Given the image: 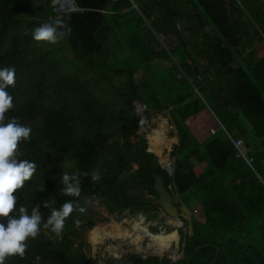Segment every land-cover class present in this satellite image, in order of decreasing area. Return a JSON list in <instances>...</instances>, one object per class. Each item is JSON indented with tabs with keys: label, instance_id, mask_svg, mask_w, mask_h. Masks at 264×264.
<instances>
[{
	"label": "trees",
	"instance_id": "16d2710c",
	"mask_svg": "<svg viewBox=\"0 0 264 264\" xmlns=\"http://www.w3.org/2000/svg\"><path fill=\"white\" fill-rule=\"evenodd\" d=\"M23 1L0 0V69L15 68V86L6 89L15 107L6 115L31 127L19 158L37 166L14 193L16 207L30 214L39 205L43 219L25 258L5 264H92L81 240L92 217L73 212L58 238L43 227L51 210L98 199L111 215L151 221L161 210L152 174L181 197L192 232L178 230L182 259L132 254L130 264H186L197 247L188 264H211L217 249L213 264H264V0H73L80 11L65 21L75 48L64 37L35 41L33 30L56 13L48 1L47 10L31 11ZM166 37L177 40L173 48ZM136 102L146 115L169 109L178 138L172 175L138 135ZM196 156L202 163L193 167ZM96 170L98 182L80 177L79 198L60 191L64 172Z\"/></svg>",
	"mask_w": 264,
	"mask_h": 264
},
{
	"label": "clouds",
	"instance_id": "9594fccd",
	"mask_svg": "<svg viewBox=\"0 0 264 264\" xmlns=\"http://www.w3.org/2000/svg\"><path fill=\"white\" fill-rule=\"evenodd\" d=\"M65 25L56 20L40 24L33 30L32 38L37 42L56 44L65 35ZM15 68L5 67L0 69V217L7 218V226L0 223V264H5L7 258L19 257L24 259L28 248V241L34 240L40 233L42 214L39 205L33 206L31 213L24 205L17 209L18 197L14 193L25 186L36 172V163L26 159H20L19 145L31 139L32 129L23 125L16 117H8L6 114L13 109V97L6 90L15 86ZM91 176L93 183L101 179L99 170L89 174L88 172H64L61 176L63 195L79 198L81 196V176ZM43 190V186L41 191ZM43 207L49 208L45 201ZM78 199L65 201L59 210L53 208L44 228H50L58 238L61 237L67 218L73 212L86 213ZM14 213V216H10ZM79 221L76 224L79 225ZM41 257L37 256L39 262Z\"/></svg>",
	"mask_w": 264,
	"mask_h": 264
},
{
	"label": "rangeland",
	"instance_id": "374dc122",
	"mask_svg": "<svg viewBox=\"0 0 264 264\" xmlns=\"http://www.w3.org/2000/svg\"><path fill=\"white\" fill-rule=\"evenodd\" d=\"M47 1L51 5L52 0H24L23 4L25 7V10H28V11H31V8H37V7H42V6H44L45 10H47ZM56 3H57V0H56ZM50 18L51 17H49V19ZM57 18H58V14H56L53 17V20H57ZM164 40L168 43L169 49L173 48L177 43V40L174 37H166ZM156 64L162 67L168 66L167 63L157 62ZM136 79L137 81H140L142 80V76L140 74H137ZM142 112L144 114L146 112V109L144 107L142 108ZM147 112H148V115L145 114L147 124L145 126V132H144L146 140H147V135L151 134V131H153L154 129H157L159 124L162 122V120H164L167 122V125H168V136L170 138L172 137L175 138L176 141L178 142L177 134L174 130V125L169 115V109H164L162 112H159V113L154 112V111H147ZM177 142L173 143L169 150L164 151V155H166L169 161V165L171 166H173L174 164V158L171 157L170 153L173 150V147L177 145ZM147 147H148V141H147ZM148 151L152 153L149 149ZM157 160L159 161L158 157H157ZM201 163H202V158L200 156H196L190 159V165L193 167H196ZM132 168L136 169L137 166L135 165ZM173 203L180 205V206L183 204L181 197L178 195L174 196ZM82 204L87 209L86 214L90 215L92 217L93 222H95L94 227H100V226L105 227L109 223H111V221H114L115 223H119L123 225L125 228H127L128 230L132 231L133 224L142 220L143 225H145L149 231H151L153 228H157L158 232L160 231L170 232L171 230H175L176 238H177L176 250H178V253L181 250L180 244L182 242V239L178 234V230L182 229V232L184 234L188 233V227H187L186 222L182 220L184 225L178 228H174L172 225L169 224L170 218H168L162 210L158 212V216L156 218H154L151 221H148L146 216L143 214L131 216L127 211H124L120 215H117V214L111 215L109 214L107 207L103 205L98 199H91V200L82 199ZM191 216H192V213H191ZM91 230L83 231L81 234V240L83 241V250L87 253L90 259V262L92 264H130L127 260L128 255L133 254V255H140L142 257L153 255L149 251L150 249H148L146 252H143L142 250L138 251L135 249V247L129 244L128 240L121 239V238L115 239V240H106L104 244L97 245L96 248H93L92 244L90 243V237H89ZM78 242L79 241H77V243ZM147 243H151L149 238L145 239L143 246H145ZM114 248L116 250H114ZM163 257L169 258L171 257V255L165 254L163 255Z\"/></svg>",
	"mask_w": 264,
	"mask_h": 264
},
{
	"label": "bare ground",
	"instance_id": "6f19581e",
	"mask_svg": "<svg viewBox=\"0 0 264 264\" xmlns=\"http://www.w3.org/2000/svg\"><path fill=\"white\" fill-rule=\"evenodd\" d=\"M57 4L63 6L64 1L57 0ZM137 110H139V108H137ZM139 111H142V109ZM147 141L148 149L159 158V161L162 164L169 165V161L166 155H164V151L169 150L171 145L177 141L175 138H170L168 136L167 122L162 120L158 128L154 129L151 131V134L147 135ZM168 189L171 191V187H168ZM169 224L174 228L182 226L179 219H170ZM89 237L93 248H96L97 245L104 244L106 240H115L121 238L128 240L129 244L135 247V249L138 251L142 250L143 252H146L148 249H150L149 251L151 254H156L158 256L170 254L171 257H177L174 252V249H176L177 245L175 230H171L170 232L160 231L154 234L151 233L145 225H143L142 220L133 224L132 231L128 230L119 223L111 221V223L105 227H94L90 231ZM146 238H149L151 243H147L145 246H143ZM114 250L116 249L114 248Z\"/></svg>",
	"mask_w": 264,
	"mask_h": 264
},
{
	"label": "water",
	"instance_id": "95a60500",
	"mask_svg": "<svg viewBox=\"0 0 264 264\" xmlns=\"http://www.w3.org/2000/svg\"><path fill=\"white\" fill-rule=\"evenodd\" d=\"M60 1H64V5H58L56 3V0H52L51 5L53 6V11L54 13L58 14V18L57 20H60L65 27L63 29H60V31H63L65 33V35L63 36L64 39L66 40L67 44L71 47V48H75L76 46H78V42L76 40V38L74 37V35L72 34V32L70 31V29L68 28L66 21H65V16L73 13V12H78L80 11V9L78 7L75 6L74 1L73 0H60ZM133 7L138 10V8L136 7L135 4H133ZM135 107V111L137 113V115L140 118V122H139V130H138V135H144L145 132V124L147 123V120L145 119V114L141 110L143 107L145 108L144 105H142L139 102H136L134 104ZM137 108H139V110H137ZM174 130L177 134L176 128L174 127ZM178 145V142H177ZM147 152L148 151V147H147ZM158 164L161 166L162 169H164L169 175L173 174L174 171V166L171 165H164L162 164L160 161H158ZM152 178H153V185H152V189L155 192L156 196H157V204L160 207V209L164 212V214L170 218V219H179L181 221V224L183 225L182 220H186L187 222V227H188V231L189 234L191 235L192 232V216H191V212L189 211V209L185 206V205H181L180 207V213H178L177 208L174 206L173 204V199L174 196L166 187H165V180L164 178L159 175V174H152ZM156 234V233H155ZM183 246L181 247V250L178 253V250L174 249L175 254L177 255V257H169L168 259H170L172 262L178 261L180 259H182L183 257ZM200 249V247H197L194 252L189 256L186 264H188L191 259L193 258L194 254ZM153 256H157L154 255ZM146 257V256H145ZM143 257V258H145ZM159 258H162L163 256H158ZM218 257V249H217V254L215 259L212 261L211 264H213L216 260V258ZM264 258V256H263Z\"/></svg>",
	"mask_w": 264,
	"mask_h": 264
},
{
	"label": "built area",
	"instance_id": "2783aa9c",
	"mask_svg": "<svg viewBox=\"0 0 264 264\" xmlns=\"http://www.w3.org/2000/svg\"><path fill=\"white\" fill-rule=\"evenodd\" d=\"M211 133L214 134L215 130H212ZM234 145H235L236 149L238 150V156H241V157L245 158L247 163L250 164L252 159L251 158H247V156H246V152L247 151L244 148L242 141L241 140H237V141L234 142Z\"/></svg>",
	"mask_w": 264,
	"mask_h": 264
},
{
	"label": "flooded vegetation",
	"instance_id": "af4514ba",
	"mask_svg": "<svg viewBox=\"0 0 264 264\" xmlns=\"http://www.w3.org/2000/svg\"><path fill=\"white\" fill-rule=\"evenodd\" d=\"M133 166H135V165H133ZM173 204H174V203H173ZM176 205H177V204H174V206H175V207H176ZM180 207H181L180 205H179V207H178V208L176 207V208H177V210H178V213H180ZM182 222H183V221H182ZM183 225H184V223H183ZM183 225H182V226H183ZM150 232H151V231H150ZM151 233H152V232H151ZM178 234H179V232H178ZM179 236H180V235H179Z\"/></svg>",
	"mask_w": 264,
	"mask_h": 264
}]
</instances>
